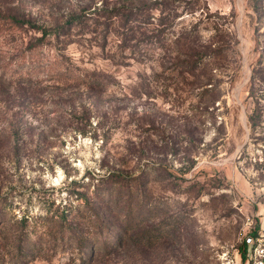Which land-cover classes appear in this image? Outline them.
<instances>
[{"label": "rangeland", "instance_id": "374dc122", "mask_svg": "<svg viewBox=\"0 0 264 264\" xmlns=\"http://www.w3.org/2000/svg\"><path fill=\"white\" fill-rule=\"evenodd\" d=\"M0 7V264H264V0Z\"/></svg>", "mask_w": 264, "mask_h": 264}, {"label": "trees", "instance_id": "16d2710c", "mask_svg": "<svg viewBox=\"0 0 264 264\" xmlns=\"http://www.w3.org/2000/svg\"><path fill=\"white\" fill-rule=\"evenodd\" d=\"M76 19H73V21L75 22ZM4 25H8L11 28L19 29V30H32V31L41 32L42 35L40 36V38H38V41L33 44L34 47L39 45V42H41L43 38H45L48 34L51 33L50 29H48L47 27L43 25L36 24L30 18L26 17V13L19 11V10H15L13 12L11 11L4 12L3 10L0 9V31L3 30ZM63 32L65 31L62 30L61 33ZM61 33H59V35H61ZM8 79H9V83L13 84V81L15 80L13 76L8 77ZM66 213L67 212L63 214L61 218L62 219L61 222L64 221V223H68ZM94 221L95 222L98 221L97 227H96V230H98V233H99L98 236H103L104 232H106L107 234L106 240L103 241L104 246H99L98 248H96L97 250H99L100 248H102L105 251L108 249L110 250L112 247L115 248L116 246L120 244L122 237L119 234H115L117 229H114L113 228L114 226H110V224H107V225L101 224L99 218H96ZM68 224L70 225V223ZM75 236H78V234H76ZM87 238H90V237L89 236H84L82 238L77 237L76 241L78 243V246L85 249L88 246L86 242Z\"/></svg>", "mask_w": 264, "mask_h": 264}, {"label": "built area", "instance_id": "2783aa9c", "mask_svg": "<svg viewBox=\"0 0 264 264\" xmlns=\"http://www.w3.org/2000/svg\"><path fill=\"white\" fill-rule=\"evenodd\" d=\"M252 241H253V238H252V237H250V238L247 239V242H248V243H249V242H252ZM260 250H261V252H264V249H263V248H261Z\"/></svg>", "mask_w": 264, "mask_h": 264}]
</instances>
